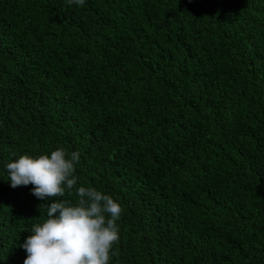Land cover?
Masks as SVG:
<instances>
[{
    "label": "trees",
    "instance_id": "obj_1",
    "mask_svg": "<svg viewBox=\"0 0 264 264\" xmlns=\"http://www.w3.org/2000/svg\"><path fill=\"white\" fill-rule=\"evenodd\" d=\"M61 147L71 194L10 186ZM80 186L122 206L109 264H264V0H0V264Z\"/></svg>",
    "mask_w": 264,
    "mask_h": 264
},
{
    "label": "clouds",
    "instance_id": "obj_2",
    "mask_svg": "<svg viewBox=\"0 0 264 264\" xmlns=\"http://www.w3.org/2000/svg\"><path fill=\"white\" fill-rule=\"evenodd\" d=\"M191 2V0H189ZM83 6L85 0H68ZM78 151L64 148L38 157L21 155L6 164L12 188L32 185V195L42 201L63 197L77 185ZM78 200H57L46 207V218L32 227V234L21 247L26 252L23 264H109L110 253L118 243L122 206L111 195L93 187L76 189ZM41 206V205H40ZM39 206V208H40Z\"/></svg>",
    "mask_w": 264,
    "mask_h": 264
}]
</instances>
